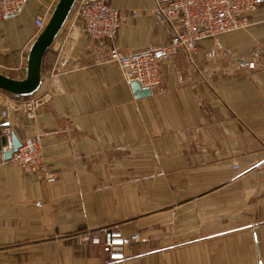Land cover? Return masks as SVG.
<instances>
[{
    "label": "crops",
    "instance_id": "0c3cea01",
    "mask_svg": "<svg viewBox=\"0 0 264 264\" xmlns=\"http://www.w3.org/2000/svg\"><path fill=\"white\" fill-rule=\"evenodd\" d=\"M79 1L43 56L37 87L0 89V113L9 111L0 153L10 130L37 139L43 154L34 173L0 160V264H104L102 245L75 243L76 233L103 227L139 234L110 264H264V0L247 28L163 62V90L145 96L107 61L111 42L85 34ZM105 1L120 11L113 45L122 51L172 34L156 0ZM57 2L27 0L0 21L1 74L25 78L41 32L35 18L47 23Z\"/></svg>",
    "mask_w": 264,
    "mask_h": 264
},
{
    "label": "built area",
    "instance_id": "2783aa9c",
    "mask_svg": "<svg viewBox=\"0 0 264 264\" xmlns=\"http://www.w3.org/2000/svg\"><path fill=\"white\" fill-rule=\"evenodd\" d=\"M27 0H0V21L8 16L18 15ZM260 0H156L154 13L168 22L172 34L158 46H149L138 51L125 52L113 45L121 24L120 11L105 0H80L77 2L75 17L81 22L85 34L92 40L108 39L110 43L107 61L116 64L127 84L137 81L141 87L150 91H162L161 65L179 53L189 58L197 51L198 42L207 37L245 29L250 24V15L256 10ZM132 15H135L133 12ZM36 26L42 30L45 21L35 18ZM253 69L255 60L247 62ZM33 103L27 104V115L34 116ZM4 109L1 118H8ZM11 131L6 133V144L2 151L11 149ZM1 161L4 160L0 157ZM25 172H38L43 165V154L37 139L25 138L11 159ZM238 168L237 164L233 166ZM47 175L48 181L54 180ZM139 239L138 233L125 236L113 227H103L97 231H82L75 234L78 245L90 243L102 245L105 249L104 264L123 261L125 248Z\"/></svg>",
    "mask_w": 264,
    "mask_h": 264
},
{
    "label": "water",
    "instance_id": "95a60500",
    "mask_svg": "<svg viewBox=\"0 0 264 264\" xmlns=\"http://www.w3.org/2000/svg\"><path fill=\"white\" fill-rule=\"evenodd\" d=\"M75 0H58L51 16L44 28L37 36L28 57L27 73L24 79L16 80L0 73V89L14 93L27 94L32 92L40 81V65L45 50L50 46L54 36L58 32L65 18L67 17ZM136 96H145L150 94L148 88H143L137 81L130 83ZM21 140L11 134V149L3 151L4 160L11 159L13 153L20 147Z\"/></svg>",
    "mask_w": 264,
    "mask_h": 264
},
{
    "label": "trees",
    "instance_id": "16d2710c",
    "mask_svg": "<svg viewBox=\"0 0 264 264\" xmlns=\"http://www.w3.org/2000/svg\"><path fill=\"white\" fill-rule=\"evenodd\" d=\"M47 49H48V48H47ZM47 49L45 50V52H44L43 56L45 55V53H46ZM42 59H43V57H42ZM42 59H41L40 71H41V66H42Z\"/></svg>",
    "mask_w": 264,
    "mask_h": 264
},
{
    "label": "rangeland",
    "instance_id": "374dc122",
    "mask_svg": "<svg viewBox=\"0 0 264 264\" xmlns=\"http://www.w3.org/2000/svg\"><path fill=\"white\" fill-rule=\"evenodd\" d=\"M76 244H77V246H82V245H78V243L77 242H75ZM84 245V244H83Z\"/></svg>",
    "mask_w": 264,
    "mask_h": 264
}]
</instances>
